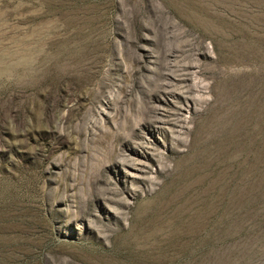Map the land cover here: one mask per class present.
<instances>
[{
	"label": "rangeland",
	"instance_id": "374dc122",
	"mask_svg": "<svg viewBox=\"0 0 264 264\" xmlns=\"http://www.w3.org/2000/svg\"><path fill=\"white\" fill-rule=\"evenodd\" d=\"M0 264H264V0H0Z\"/></svg>",
	"mask_w": 264,
	"mask_h": 264
}]
</instances>
